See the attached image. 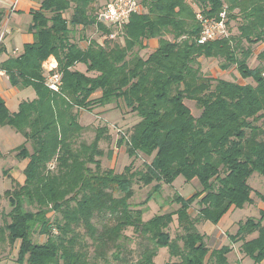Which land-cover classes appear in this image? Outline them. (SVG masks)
Masks as SVG:
<instances>
[{
	"label": "trees",
	"instance_id": "1",
	"mask_svg": "<svg viewBox=\"0 0 264 264\" xmlns=\"http://www.w3.org/2000/svg\"><path fill=\"white\" fill-rule=\"evenodd\" d=\"M139 1L143 11L117 30L96 22L103 8L95 12L94 0H42L30 12L32 42L0 64L11 87L35 93L14 113L0 97V126L22 135L24 143L13 152L16 160H27L22 184L2 172L12 185L3 194L10 210L0 215V237L10 246L18 243L17 264H154L164 247L165 264H230L227 256L238 243L253 264L264 260V209L238 223L228 246L209 249L197 230L201 222L217 225L230 210L251 204L248 179L264 177V50L256 67L248 65L252 46L264 45V0ZM222 11L227 35L198 44L196 15L218 20ZM79 27L92 28L99 38L82 46L72 38ZM112 33L116 37L108 39ZM149 40L157 47L142 55ZM49 57L57 63L58 92L45 84L42 64ZM201 59L219 61L221 71L234 67L253 84L206 76ZM80 64L85 73L76 69ZM113 106L138 118L117 145H125L128 157L150 159L141 170L132 164L119 174L101 169L99 143L110 139L106 126L90 143L81 138L80 112ZM179 176L199 189L188 199L175 194L176 211L143 221V211L129 203L133 185L154 184L148 202ZM260 200L264 205V196ZM193 203L195 217L189 213ZM174 217L178 232L172 238ZM128 229L144 241L135 260L128 258Z\"/></svg>",
	"mask_w": 264,
	"mask_h": 264
},
{
	"label": "rangeland",
	"instance_id": "2",
	"mask_svg": "<svg viewBox=\"0 0 264 264\" xmlns=\"http://www.w3.org/2000/svg\"><path fill=\"white\" fill-rule=\"evenodd\" d=\"M31 2L37 3L38 0H30ZM95 9V8H94ZM96 12V9H95ZM66 18L70 16V12L64 14ZM230 33L235 34V25L233 22L230 24ZM74 41L80 42L82 46H86L87 42L90 39H98V34L94 32L92 28L81 29L80 27L76 30L75 35L72 36ZM253 55L248 61L250 68H254L259 64V61L256 59V55L264 50V45L257 44L252 46ZM149 51L142 52V55H147ZM17 55V52L15 53ZM13 55V54H12ZM14 56V55H13ZM201 71L206 76H211L213 78H220L227 81H234L238 83H249L253 84L251 80H242L239 78L234 67H230L225 71L219 69V61L217 60H200ZM79 71L85 73V67L80 64ZM17 99L8 101V108L11 111L17 110V105L19 100L32 99L35 97V93L32 88H26L22 91H18ZM185 104L190 108L192 114L197 116L199 111L195 109L192 102H185ZM101 112V113H100ZM109 112V113H108ZM107 113V114H104ZM104 114V115H102ZM80 124L84 127V132L82 134V140L86 143H90L94 138L95 131L99 127L106 126L108 129V135L110 136L109 140H103L99 143L100 149H102L104 156L100 158L101 169L108 170L111 169L115 173L119 174L123 172L124 167L132 164V170L138 171L143 168V163L149 161V158H145L139 154L137 158L128 157L125 152V145H117L120 137H126L127 132L131 127L138 122V118L135 114L131 112H122L121 109H117L113 106L108 111H100L96 109L92 112L81 111L80 112ZM258 125L260 122L257 123ZM24 143V138L20 133L15 132L12 128L8 126H0V152L2 154L0 158V215L1 213L7 214L10 210L7 204V200L4 197V191L10 189L12 183L9 178L6 176L9 175L11 178L18 181L22 175L21 167L22 163L25 160L18 161L15 159V153L13 150ZM28 150L31 152L30 145L27 144ZM111 151L112 157L108 159L106 154ZM3 171L7 175H3ZM154 185V184H152ZM151 186L145 187L141 184L135 183L133 185V196L129 200V203L134 206L136 210L143 211V221H148L153 216L163 213H169L176 211L179 208L177 203H171L172 198L175 194H178L183 199L190 198L196 190L199 189L198 183L192 181L190 183H185L184 179L179 176L171 186L162 185L161 192L158 195H154L151 200L144 202L147 197V193L150 192ZM248 185L251 188L250 197L252 203L245 205L242 209H234L229 213L230 221H234L233 225L228 228L227 231L219 228L217 225H213L210 222H201L197 225V230L205 235V242L209 249L220 248L221 246H228L229 241L227 235L234 234L236 229V224L244 221L248 217H259V211L264 209L260 197L264 196V177L254 173L248 179ZM171 203V204H170ZM198 210V206L193 203L189 209L191 217H195ZM237 221V222H236ZM2 220L0 218V225ZM169 232L173 238L176 234V218L174 217L173 223L170 225ZM126 237L131 238V242L128 245V249L132 254H128V258L135 260L142 247L144 241L132 235L131 229H128L124 233ZM255 235V234H254ZM254 235L248 237L251 239ZM42 241V238H40ZM239 245H233V251L228 257L230 264H252V261L247 259H242V253L239 250ZM18 243L14 246H10L5 236L0 237V264H17L16 263V254H17ZM169 260V253L167 248H160L156 257L154 258V264H165ZM175 261V259H173Z\"/></svg>",
	"mask_w": 264,
	"mask_h": 264
},
{
	"label": "crops",
	"instance_id": "3",
	"mask_svg": "<svg viewBox=\"0 0 264 264\" xmlns=\"http://www.w3.org/2000/svg\"><path fill=\"white\" fill-rule=\"evenodd\" d=\"M41 1L42 0H38L37 3H34L31 2L30 0H20L19 7L15 10V12H11L10 8L14 0H0V64L10 56L19 55L22 51L23 45L32 42V35L28 32V27L31 21L30 12L39 9ZM111 1L113 0H94L91 6L96 9V12H98L99 10L104 8L107 3ZM156 47H157V41L149 40L147 42L146 51H149L148 54H150L156 49ZM16 52L17 55L15 54ZM47 61L52 65L57 64L53 57H49ZM78 68L79 65L76 66L77 70ZM18 91H22V90H17L11 87L7 76L2 72V75H0V97L4 100L7 108H8V101L11 103L12 100L17 99L19 95ZM97 94L99 95V93ZM34 98L35 97H33L32 99L19 100L18 105L21 101L33 100ZM18 105L16 109H18ZM16 111L17 110L14 111L9 110L10 113H14ZM26 164H27V160H25V162L22 163V167L20 171L22 175L20 176V179H18L17 181L19 184H22L24 181L23 170ZM230 212H232V210H230L227 214H225L217 224L219 228L225 231H227L228 228H230L234 222V221L233 222L230 221L229 219ZM236 230H237V224L235 231ZM255 237L256 234L252 238ZM247 258L248 257L242 256V259H247ZM261 264H264V260L261 262Z\"/></svg>",
	"mask_w": 264,
	"mask_h": 264
},
{
	"label": "built area",
	"instance_id": "4",
	"mask_svg": "<svg viewBox=\"0 0 264 264\" xmlns=\"http://www.w3.org/2000/svg\"><path fill=\"white\" fill-rule=\"evenodd\" d=\"M19 2L20 0H14L10 8L11 12H15L19 7ZM142 11L143 8L139 0H113L107 3L98 13L96 22L105 27H113L120 30L122 26L127 23L131 14L141 13ZM196 18L200 21L202 27L200 36L197 40L198 44H204L227 35L225 11L219 14L218 20L204 19L200 14H197ZM107 37L108 39H114L116 33H112ZM56 65H52L47 60L42 64L44 72L48 74L45 84L53 92H58L60 87V75L54 72ZM2 72L3 71L0 69V75H2Z\"/></svg>",
	"mask_w": 264,
	"mask_h": 264
}]
</instances>
